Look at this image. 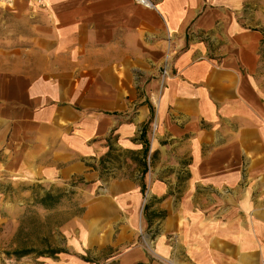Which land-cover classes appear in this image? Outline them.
<instances>
[{
	"label": "crops",
	"instance_id": "crops-1",
	"mask_svg": "<svg viewBox=\"0 0 264 264\" xmlns=\"http://www.w3.org/2000/svg\"><path fill=\"white\" fill-rule=\"evenodd\" d=\"M151 2L0 0V196L87 185L71 264H261L264 29Z\"/></svg>",
	"mask_w": 264,
	"mask_h": 264
},
{
	"label": "rangeland",
	"instance_id": "rangeland-1",
	"mask_svg": "<svg viewBox=\"0 0 264 264\" xmlns=\"http://www.w3.org/2000/svg\"><path fill=\"white\" fill-rule=\"evenodd\" d=\"M242 15L245 24L264 29V0H246ZM19 188H30L31 196L16 194L12 188L6 189L5 197L0 196V203L8 204L7 212L3 215L0 213V264H71L72 256L79 249L77 222L89 201L87 185L77 180L74 188H67L70 193L63 194L59 203L52 208H43L34 200L43 190L60 187L31 183ZM94 197L92 195L91 199ZM149 232L151 229L140 230L138 240L140 245L146 247L147 253H152L149 248ZM17 249H61L64 252L53 257L31 253L15 258L10 253ZM96 252L97 247H93L86 253L89 255ZM97 253L101 259L108 254V249L101 248ZM95 264L103 263L100 260Z\"/></svg>",
	"mask_w": 264,
	"mask_h": 264
},
{
	"label": "trees",
	"instance_id": "trees-1",
	"mask_svg": "<svg viewBox=\"0 0 264 264\" xmlns=\"http://www.w3.org/2000/svg\"><path fill=\"white\" fill-rule=\"evenodd\" d=\"M146 152H147V148L144 150V155L146 154ZM143 189H144V185H142V190ZM68 193L70 192L62 188H50L49 190H43V192L39 194L34 201L43 208H52L53 206H56L59 203L60 197L63 194H68ZM156 215L157 214H152L151 216L154 217ZM62 252L64 251L61 249H43L40 251H35L34 249H19V250L17 249L12 251L10 254L15 258H21L31 253H35L38 256L53 257L56 254Z\"/></svg>",
	"mask_w": 264,
	"mask_h": 264
},
{
	"label": "built area",
	"instance_id": "built-area-1",
	"mask_svg": "<svg viewBox=\"0 0 264 264\" xmlns=\"http://www.w3.org/2000/svg\"><path fill=\"white\" fill-rule=\"evenodd\" d=\"M31 1L37 5H40V6H42L44 4V0H31ZM134 2L138 5H141V6L146 7V8H153L154 7L151 0H134ZM161 75H162V77L167 75V68L166 67H164L161 70ZM154 128H155V125H153V130H154ZM261 264H264V261H262Z\"/></svg>",
	"mask_w": 264,
	"mask_h": 264
}]
</instances>
